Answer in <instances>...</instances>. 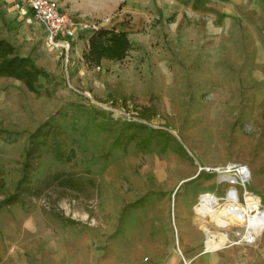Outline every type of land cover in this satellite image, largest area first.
Listing matches in <instances>:
<instances>
[{"label": "rangeland", "instance_id": "374dc122", "mask_svg": "<svg viewBox=\"0 0 264 264\" xmlns=\"http://www.w3.org/2000/svg\"><path fill=\"white\" fill-rule=\"evenodd\" d=\"M22 2L0 0V39L50 77L39 93L0 77V240L54 253L55 236L64 235L106 264L111 235L125 231L128 251L139 249L149 220L166 205L171 217L181 207L191 217L200 196L225 199L228 185L208 169L228 163L250 168V189L264 203V17L243 7L227 22L193 18L176 29L169 19L158 27L162 19L155 18L152 28L130 33L124 60L90 67L83 60L87 39H66L68 52L48 47L45 28L17 6ZM45 123L76 157L57 161L45 148L31 177L41 196L6 206L24 174L29 136ZM59 172L83 187L44 181ZM210 219L203 224L211 246L244 229H222Z\"/></svg>", "mask_w": 264, "mask_h": 264}, {"label": "crops", "instance_id": "0c3cea01", "mask_svg": "<svg viewBox=\"0 0 264 264\" xmlns=\"http://www.w3.org/2000/svg\"><path fill=\"white\" fill-rule=\"evenodd\" d=\"M54 1L68 15L76 34L87 39V47L89 38L96 30L85 27L86 24H95L98 29L114 28L127 32L132 43L130 33L152 28L151 23L155 18H161L164 23L158 24V27L166 24L163 20L169 19L172 28L176 29L183 26L188 28L193 18L227 22L243 7L254 10L256 20L264 17V0ZM27 12L31 13L29 10ZM114 63L103 60L101 65ZM193 206L189 217L186 208L181 207L178 213L175 204L173 207L176 212H172L171 217L172 205H166L159 218L149 220L150 225H146L145 233L140 237L139 249L128 251L122 242L126 240L125 231L117 237L111 235L107 238L106 264H264V232L254 245H231L215 249V245L211 246L209 241L206 244L204 230L207 226L203 224L206 218ZM193 211L202 224L196 221ZM78 240L68 239L64 235L55 236V242H59V245L53 248L54 253L50 247L39 249L35 246L27 252L20 249L14 240H0V264H99L98 252L83 250Z\"/></svg>", "mask_w": 264, "mask_h": 264}, {"label": "trees", "instance_id": "16d2710c", "mask_svg": "<svg viewBox=\"0 0 264 264\" xmlns=\"http://www.w3.org/2000/svg\"><path fill=\"white\" fill-rule=\"evenodd\" d=\"M132 43L127 32L117 31L114 28H99L89 38L87 49L83 52L84 63L90 67H100L103 60L118 62L124 60ZM0 77L12 78L22 82L29 92L39 93L40 82L47 80L50 74L38 67L30 57H24L17 53L15 46L5 39H0ZM135 138L130 137L125 147ZM57 161L70 163L76 157L75 150L64 152L56 142L55 128L50 123L40 126L29 136V147L26 150L24 174L13 194L5 198L2 203L6 206L15 204L26 205L30 198L40 197L43 189L32 184V175L37 171L39 162L44 156V149ZM63 180V185L70 188L83 187L82 183L72 178H64L59 172L53 177H46L45 182ZM59 219L63 217L57 215ZM71 223L72 221H68ZM73 223V222H72Z\"/></svg>", "mask_w": 264, "mask_h": 264}, {"label": "built area", "instance_id": "2783aa9c", "mask_svg": "<svg viewBox=\"0 0 264 264\" xmlns=\"http://www.w3.org/2000/svg\"><path fill=\"white\" fill-rule=\"evenodd\" d=\"M23 5H25V8L29 10L35 19L45 28L47 46H61L68 52L70 45L66 39H73L76 31L68 15L61 11L59 4L54 0H23L22 5L18 4L17 6L23 7ZM85 27L94 30L98 29L95 24H86ZM131 120L151 126L146 120H138L135 118H131ZM208 170L219 176V182L221 184L228 185L226 198L223 202L227 201L228 196H232L233 200L240 204L242 210L248 212V219L258 218L257 216L264 215V203L261 197L250 189L251 170L248 166L242 163H228L224 166ZM240 226H243L244 229L242 231H237L233 240H230L226 235L227 242L223 246L256 244L262 231H264V219L261 220L260 226L248 228L245 223ZM230 227L236 228L239 226L230 224L226 226L225 229H229ZM260 227L263 229L258 233ZM210 236L213 237L214 235ZM205 239H207V235Z\"/></svg>", "mask_w": 264, "mask_h": 264}, {"label": "bare ground", "instance_id": "6f19581e", "mask_svg": "<svg viewBox=\"0 0 264 264\" xmlns=\"http://www.w3.org/2000/svg\"><path fill=\"white\" fill-rule=\"evenodd\" d=\"M221 200L212 194H205L200 196L199 204L196 205V208L199 210V214L203 216L204 218L210 217L213 221V223L217 224L218 227L225 229L226 226H223L224 224L228 225H242L245 223L248 228L256 227L261 225V220L264 219L263 216H257L258 218L248 219V212L246 210H242V207L240 204H238L235 200H233L232 196L227 197V201H225L223 204L220 203ZM206 210L208 212H206ZM249 210V209H248ZM209 213V214H208ZM223 226V227H222ZM263 228L260 227L258 229V233ZM207 234L206 244L208 241V233L210 232L209 228L205 229ZM264 231H262L263 233ZM221 234V233H220ZM227 237L224 235L219 236V239L217 240V243L215 244V249H218L220 247H223V245L227 242Z\"/></svg>", "mask_w": 264, "mask_h": 264}]
</instances>
